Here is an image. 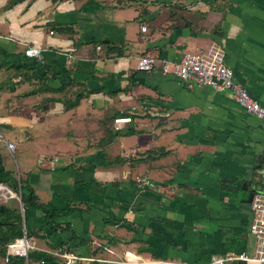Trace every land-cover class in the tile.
Segmentation results:
<instances>
[{
	"label": "crops",
	"instance_id": "obj_1",
	"mask_svg": "<svg viewBox=\"0 0 264 264\" xmlns=\"http://www.w3.org/2000/svg\"><path fill=\"white\" fill-rule=\"evenodd\" d=\"M10 1L0 0V48H40L46 69L25 76L0 56V126L17 144L12 152L0 141V156L41 203L78 208L57 231L32 210L30 225L43 228L36 250L69 245L96 259L84 264H121L127 247L140 264L253 255L247 199L264 171V119L230 90L137 62L179 61L218 44L264 105V0ZM123 117L131 121L117 128ZM141 175L173 191L140 192Z\"/></svg>",
	"mask_w": 264,
	"mask_h": 264
},
{
	"label": "built area",
	"instance_id": "obj_2",
	"mask_svg": "<svg viewBox=\"0 0 264 264\" xmlns=\"http://www.w3.org/2000/svg\"><path fill=\"white\" fill-rule=\"evenodd\" d=\"M146 30V27H143ZM25 54L30 58H35L44 63L43 53L40 48L27 47ZM163 74H174L185 82L194 81L198 86H208L217 92L230 90L234 100L248 113H251L261 119H264V105L255 99L247 87L236 80L233 68L226 63L225 50L218 44H212L207 50L186 53L179 61H173L167 58H157L150 55L139 57L137 69L140 71L151 72L159 65ZM131 117L115 119L117 128L126 122H130ZM0 141H5L8 149L12 152L17 148L15 142L5 139L3 130L0 126ZM136 185L140 192L148 189L171 190L173 188L168 184L156 183L146 176H137ZM5 191L12 196H17L12 189L5 184H0V193ZM4 192L1 193L3 196ZM251 210L253 214L250 232L256 239V246L253 255L245 253L236 254L228 253L225 256H215L206 264H234L239 261H245L246 264H264V193H255L251 201ZM24 211L22 207V212ZM131 211V210H130ZM38 249L34 239L29 237L26 227L24 226L23 235L16 238L8 244L7 253L4 261L8 262L11 257L19 256L26 259L32 250ZM59 257L63 264H84L86 261H94L95 258H87L82 255L59 248L49 252ZM141 256L131 247H127L121 264H140ZM169 264L163 262V264Z\"/></svg>",
	"mask_w": 264,
	"mask_h": 264
},
{
	"label": "trees",
	"instance_id": "obj_3",
	"mask_svg": "<svg viewBox=\"0 0 264 264\" xmlns=\"http://www.w3.org/2000/svg\"><path fill=\"white\" fill-rule=\"evenodd\" d=\"M20 0H11L8 7L12 6L14 3ZM0 56H4L2 63H6V59L13 57L14 61H9L11 67L17 70L23 69L22 75H30L29 70H34L36 67L45 68L37 59L28 57L25 53L10 54L3 48H0ZM29 69V70H27ZM27 71V72H25ZM61 71H65L69 76L70 74L65 68ZM45 78L47 76L45 75ZM42 79V77L40 78ZM79 101L66 104V108H71L76 106ZM0 184H8L11 186L19 195L24 211L22 212L21 205L0 203V258L4 260L7 253L8 244L14 241L16 238L23 235L24 226L26 227L29 237L38 236L39 230L42 231L43 228L40 227L38 230L32 228L30 225V217L32 210L39 211L43 214V217L49 220L48 224H52L53 231H57L59 228H69V223H62L59 220L71 215L78 208L73 205H68L64 209L55 208L51 204H44L39 201L36 195L34 187L27 180H19L15 173L8 170L0 156ZM65 250H70L68 245ZM71 251V250H70ZM5 264H63L62 260L46 251L32 250L29 253V258L13 256Z\"/></svg>",
	"mask_w": 264,
	"mask_h": 264
},
{
	"label": "water",
	"instance_id": "obj_4",
	"mask_svg": "<svg viewBox=\"0 0 264 264\" xmlns=\"http://www.w3.org/2000/svg\"><path fill=\"white\" fill-rule=\"evenodd\" d=\"M262 163L264 164V160L262 161ZM255 193H264V171H262L257 180L255 181L253 187L250 189V194L249 197L247 199V201L249 203H251L253 196ZM237 264H246L245 261H239Z\"/></svg>",
	"mask_w": 264,
	"mask_h": 264
},
{
	"label": "rangeland",
	"instance_id": "obj_5",
	"mask_svg": "<svg viewBox=\"0 0 264 264\" xmlns=\"http://www.w3.org/2000/svg\"><path fill=\"white\" fill-rule=\"evenodd\" d=\"M7 185L9 188L12 189V191L17 194V196H12L10 195L9 193L5 192V191H2L1 193L4 192L3 196L1 195L0 193V203H6L8 204L9 202H13L15 205H21V201H20V195L11 187L9 186L8 184H5ZM9 201V202H8Z\"/></svg>",
	"mask_w": 264,
	"mask_h": 264
}]
</instances>
